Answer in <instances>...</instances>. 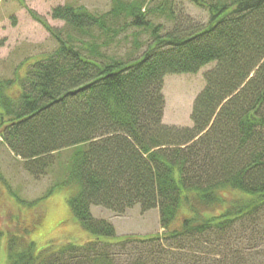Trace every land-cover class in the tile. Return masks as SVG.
<instances>
[{
  "label": "trees",
  "instance_id": "16d2710c",
  "mask_svg": "<svg viewBox=\"0 0 264 264\" xmlns=\"http://www.w3.org/2000/svg\"><path fill=\"white\" fill-rule=\"evenodd\" d=\"M146 1L112 0L102 13L53 7V19L90 36L79 44L28 10L58 45L0 81V140L34 178L58 171L45 194L68 189L94 237L38 250L13 234L7 264H264V0H189L206 22L153 26L134 58L105 54L120 32L151 26ZM209 63L191 125L165 124L164 76ZM135 205L158 209L161 234L115 237L91 211Z\"/></svg>",
  "mask_w": 264,
  "mask_h": 264
},
{
  "label": "rangeland",
  "instance_id": "374dc122",
  "mask_svg": "<svg viewBox=\"0 0 264 264\" xmlns=\"http://www.w3.org/2000/svg\"><path fill=\"white\" fill-rule=\"evenodd\" d=\"M63 4L84 5L93 12L102 13L111 8L112 0H0V81L15 77V72L23 74L28 63L45 57L58 45L56 39L32 19L28 10L44 16L50 25L61 31L63 38L71 36L72 41L78 44L90 39V36L74 32L62 20L51 17V9ZM158 6L164 7V12ZM144 9H151L146 15L151 26L145 29L129 27L120 32L113 42L102 48L105 54L122 60L134 58L150 41L151 27L159 26V30L164 32L172 29L174 22L185 28L190 23H204L208 18L205 9L189 0H147ZM169 9L172 10L174 19L166 16ZM92 32L98 34L97 29ZM134 32L139 43L137 46L134 43ZM102 38L103 36L101 40ZM213 65L209 63L195 73H172L164 76L162 92L165 105L162 121L165 124L191 125L190 112L194 97L205 84L204 73ZM57 173L54 170L34 178L24 169L19 157L0 140V230L3 233L0 238V264L8 263V237L13 234L23 235L27 240L33 241L38 250L49 244H81L93 239V234L83 229L72 214L67 202L68 189L57 188L50 195L45 194L58 178ZM91 211L95 217H103L113 223L115 237L124 234L144 236L162 233L157 208L141 211L135 205L120 215L99 206H92ZM179 215H184V211H180ZM179 224L178 218L173 226ZM254 253L253 251L250 257ZM201 254L204 256L203 252ZM212 256L221 257L215 254ZM261 263L262 260L255 258L252 264Z\"/></svg>",
  "mask_w": 264,
  "mask_h": 264
}]
</instances>
